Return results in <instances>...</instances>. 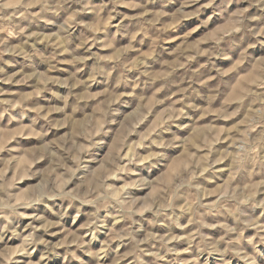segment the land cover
I'll list each match as a JSON object with an SVG mask.
<instances>
[{"label": "clouds", "instance_id": "1", "mask_svg": "<svg viewBox=\"0 0 264 264\" xmlns=\"http://www.w3.org/2000/svg\"><path fill=\"white\" fill-rule=\"evenodd\" d=\"M0 264H264V0H0Z\"/></svg>", "mask_w": 264, "mask_h": 264}]
</instances>
